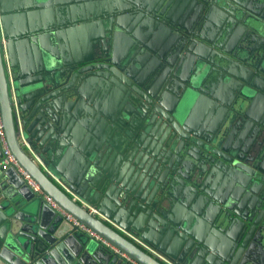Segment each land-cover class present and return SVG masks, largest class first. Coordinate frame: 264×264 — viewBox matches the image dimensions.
<instances>
[{"label": "water", "instance_id": "1", "mask_svg": "<svg viewBox=\"0 0 264 264\" xmlns=\"http://www.w3.org/2000/svg\"><path fill=\"white\" fill-rule=\"evenodd\" d=\"M0 120L107 243L10 163L0 264H264V0H0Z\"/></svg>", "mask_w": 264, "mask_h": 264}, {"label": "built area", "instance_id": "2", "mask_svg": "<svg viewBox=\"0 0 264 264\" xmlns=\"http://www.w3.org/2000/svg\"><path fill=\"white\" fill-rule=\"evenodd\" d=\"M0 144L2 145V149H3V153H4V160L0 163L1 166L5 167L7 165H9L10 163L15 165V167H17V169L19 170V172L24 176V178L26 179L27 183L29 186H31V188L39 193L40 195H42V197L56 210H58L64 217L65 219H67L70 223H72L73 225H77L79 226L80 230L94 236L95 238H97L98 240H101L102 242H104L105 244H107L102 238H100L99 236H97L96 234H94V232H92L89 228H87L86 226L82 225L79 223V221H77L73 216H71L70 214H68L67 212H65L62 208H60L48 195H46L40 188L39 186L25 173L24 170L21 169V167L17 164L16 160L14 159L13 155L10 153V150L8 149L6 142H5V138H4V133H3V125L1 123L0 120ZM60 183V185L67 191L70 193L71 196H73L74 199L79 200L80 202H83L85 205L87 204L86 202L82 201L76 194H74L70 189H68V187H66L64 184H62L60 181H58ZM88 205V204H87ZM91 211L97 212L95 209H93L92 207H89ZM97 214H99L97 212ZM101 215V214H100ZM127 236H129L132 240H134L136 243H138L139 245L143 246L144 248H146L147 250H149L150 252H152L153 254H155L156 256H158V258L164 262H166L167 264H173L170 260H168V258H166L163 254L157 252L155 249H153L152 247H150L149 245H147L145 242H143L141 239H139L137 236L122 230ZM120 253V252H119ZM122 256H125L124 254L121 253Z\"/></svg>", "mask_w": 264, "mask_h": 264}, {"label": "crops", "instance_id": "3", "mask_svg": "<svg viewBox=\"0 0 264 264\" xmlns=\"http://www.w3.org/2000/svg\"><path fill=\"white\" fill-rule=\"evenodd\" d=\"M121 40V44H118L117 46H120V47H123L122 49H120L121 51V53H124V55L127 53V55L131 52V50H130V46H128V48H127V40H126V38H125V36L123 35V34H120L119 36H118V38H117V41L119 42ZM114 44H115V38H114ZM172 46L170 47V49H169V51H171L172 50ZM139 50H138V48L134 51V54L137 56L139 53ZM26 53L24 52V51H21V54H20V57H21V59H24V61L27 59L26 58ZM141 62L143 61V58H140L139 59ZM143 64H145V61H143L142 62V64H141V66L143 65ZM220 89H224L223 88V85H220V87H219V90ZM208 103L209 102H207V101H203L201 104H200V107L197 109V111H196V113H198V116H202L204 113H207V110H208V108H209V106H207L208 105ZM207 106V107H206ZM206 107V108H205ZM205 108V109H204ZM205 115V114H204ZM203 115V116H204ZM51 206V205H50ZM52 207V206H51ZM53 208V207H52Z\"/></svg>", "mask_w": 264, "mask_h": 264}]
</instances>
